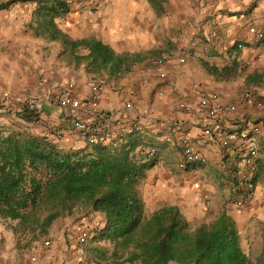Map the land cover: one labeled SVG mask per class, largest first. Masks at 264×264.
<instances>
[{
	"label": "crops",
	"instance_id": "obj_1",
	"mask_svg": "<svg viewBox=\"0 0 264 264\" xmlns=\"http://www.w3.org/2000/svg\"><path fill=\"white\" fill-rule=\"evenodd\" d=\"M8 1L0 0V6ZM69 1L71 11L64 20L72 23L58 27L71 39L92 36L117 54H138L141 59L128 71L114 74L91 72L85 62L75 63L72 57L71 64H65L59 58L62 50L55 48L50 54L46 46L52 43L36 37L29 27L36 2L0 7V93L25 94L43 101V111L35 122L39 129L33 133L53 138L65 150H75L87 144L74 131L78 120L102 124L108 119L105 125L112 138L128 133L129 124L139 122L142 148H136L137 157L150 146L158 153V162L147 170L140 186L147 214L162 205H176L189 222L200 223L225 211L235 221L240 238L245 220L257 218L264 223V179L245 204H235L230 192L240 139L234 146L221 148L203 133L204 125L216 121L196 110L203 96H215L214 107L230 109L220 114L218 133L238 135L251 130L258 141V166L264 164V38L258 39L249 30L264 29V0H168L159 16L147 0H105L97 24L99 33L94 28L84 33L81 23H73V7L78 3ZM165 14L181 15L184 25L180 28L177 19H172L166 38L160 39L158 22L153 23L151 17ZM87 53L85 49L76 52ZM205 64L219 70L235 65V76L217 80ZM97 76L105 79L99 102L102 117L96 119L94 112L83 113L57 103L70 82L73 97L87 96L90 82ZM246 92H252L253 98L243 99ZM182 102L191 110H181ZM1 107V113L11 116L21 105L11 99ZM52 132L61 135L55 137ZM184 144L196 147L203 157L187 171L178 168ZM203 197L211 199L208 209ZM8 224L0 221V264H87V256L83 261L76 249L77 236L83 228L94 232L102 228L105 216L91 212L58 218L46 234L25 247Z\"/></svg>",
	"mask_w": 264,
	"mask_h": 264
},
{
	"label": "trees",
	"instance_id": "obj_2",
	"mask_svg": "<svg viewBox=\"0 0 264 264\" xmlns=\"http://www.w3.org/2000/svg\"><path fill=\"white\" fill-rule=\"evenodd\" d=\"M167 1L147 0L156 16L164 12ZM17 2H36L29 23L34 35L61 45L62 54L75 63L85 62L91 72L128 71L141 59L138 54H117L92 36L71 39L56 22L70 13L69 0H10L0 7ZM78 49L88 53L76 54ZM205 69L217 80L236 73L235 65L219 70L205 64ZM41 111L22 104L17 121L0 124V221H9L12 231L38 238L58 218L98 212L104 214L105 224L89 238L88 264H261L248 257L236 223L225 211L197 224L176 205L145 214L140 186L158 162V153L147 158L142 150L137 157L141 133L113 137L107 145L85 141L84 148L65 150L26 126L37 122ZM263 179L264 164L253 181ZM262 238L264 253V223Z\"/></svg>",
	"mask_w": 264,
	"mask_h": 264
},
{
	"label": "built area",
	"instance_id": "obj_3",
	"mask_svg": "<svg viewBox=\"0 0 264 264\" xmlns=\"http://www.w3.org/2000/svg\"><path fill=\"white\" fill-rule=\"evenodd\" d=\"M258 39L264 38V29H256L251 27L249 29ZM240 46V45H239ZM183 58L180 59L183 62ZM162 76L165 77L166 74L163 72ZM72 83L68 84V90L60 94L57 102L63 108H72L83 113L94 112L96 119L102 117L99 110V102L102 91L105 86V79L101 76L94 77L90 82L89 92L84 98H75L70 94L69 89ZM264 97V93L261 94ZM243 99L249 100L253 98L252 92H246ZM15 100L19 102L20 105L28 104L31 108L41 111L43 109V103L41 100H36L28 95H15L7 96L0 93V101L2 105L8 104L9 100ZM215 96L208 94L200 99L196 106V110L199 113L205 115L209 120H215L216 122L212 125L208 123L204 125L203 133L210 137L212 140H216L219 146L223 149L234 146L236 139H240V145L236 150V167L232 170V185L230 188L231 194L235 196L233 202L237 205H242L249 202L255 193L256 184L254 183V178L257 173L258 168V155L259 147L258 141L254 134H251V130H243L238 135L234 132H228L225 134H219V124L217 120L219 119L222 111H229V108L218 109L213 106V100ZM1 105V106H2ZM179 108L185 112L191 110V107L186 103H180ZM91 114V113H90ZM104 122L100 123H88L83 120H78L74 124V131L86 142L88 143H100L107 145L112 137L107 131L105 123L108 119H103ZM97 121V120H96ZM254 130V128H252ZM127 132H141V126L139 122H134L129 124ZM144 154L147 158L156 157L157 149L153 146L144 149ZM181 160L178 162V168L180 170H186L188 167L193 168L200 161H202L201 153L190 144H184L180 149ZM94 231L87 228H83L79 235L77 236V242L79 244L86 243L89 238L93 235Z\"/></svg>",
	"mask_w": 264,
	"mask_h": 264
},
{
	"label": "rangeland",
	"instance_id": "obj_4",
	"mask_svg": "<svg viewBox=\"0 0 264 264\" xmlns=\"http://www.w3.org/2000/svg\"><path fill=\"white\" fill-rule=\"evenodd\" d=\"M72 2H76L78 3L77 6L74 5L73 7V17L76 19L73 23L74 24H78L81 23L80 25H83L85 28V30H82L84 33H86V30L90 29V28H94V30L99 33L101 31V26L97 25L99 22H101L102 19V11L103 8L106 7V2L105 0H71ZM178 2H176L175 5H177ZM145 4V3H144ZM80 15V19L77 18V15ZM182 17L181 15H163L160 17H156L154 16L151 17V21L154 22H158V29L161 32L160 33V39H165L166 38V29L170 30V26H171V20L172 19H177V23H175L176 25H178V27H182L184 25V23L181 21L182 19L180 18ZM72 23V20H58L57 24L60 28H65L68 24ZM97 25V26H95ZM95 26V27H94ZM87 28V29H86ZM98 30V31H97ZM46 48H48V52L51 54L55 51V48L60 51L62 50L61 45L56 44V43H52L48 46H46ZM61 52V51H60ZM60 61H62L65 64H71V57L68 54H63L62 57H59ZM137 66V65H136ZM33 98V97H32ZM36 100H40L39 98H34ZM41 102L43 103V101L41 100ZM58 103V102H57ZM2 101H0V115H2L0 117V124H5L7 125L9 122L11 121H17L15 115H9L8 112L6 113H1L4 112V107H1L2 105ZM28 126L29 130L31 132H37L39 129V124L36 123H32L30 125H26ZM58 130V129H57ZM56 130V131H57ZM60 131V130H58ZM58 135H61V133H57ZM202 202H204L205 206H210V202L211 199L209 198H202L201 199ZM145 214L147 215L148 210H144ZM215 216V215H213ZM208 222L210 220L213 219V217H209L206 218ZM192 224H197L198 222H191ZM243 225V230L240 229L241 231V243H242V247L244 249V251L246 252V254L248 255V257L251 259L252 262H256V261H260L261 264H264V253H263V238H262V225L263 222L260 219H250L248 221H244L242 223ZM2 226H4V224L2 223ZM6 227V226H5ZM7 228L11 229V226H7ZM18 234V243L20 244V246H24L28 245L29 242L35 241L37 240L36 237L32 236V234L29 233H22L21 231L17 232ZM29 236V238H27ZM92 242V240L87 241L84 244H79L77 242L76 244V249L79 250L80 254H81V258L83 261L84 260V256L86 255L88 257V252H87V247L90 245V243ZM87 262V261H86ZM88 264V263H87ZM174 264V263H171Z\"/></svg>",
	"mask_w": 264,
	"mask_h": 264
}]
</instances>
